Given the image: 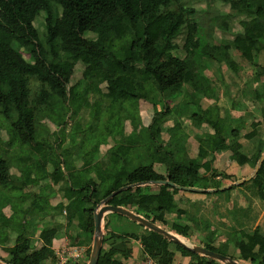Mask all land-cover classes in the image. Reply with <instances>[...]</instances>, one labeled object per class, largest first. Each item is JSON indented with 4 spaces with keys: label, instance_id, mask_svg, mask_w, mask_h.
<instances>
[{
    "label": "trees",
    "instance_id": "trees-1",
    "mask_svg": "<svg viewBox=\"0 0 264 264\" xmlns=\"http://www.w3.org/2000/svg\"><path fill=\"white\" fill-rule=\"evenodd\" d=\"M212 1L217 14L198 13L190 0H0V212L13 214L7 227L0 225V252L7 256L0 260L7 264H58L52 246L62 237L63 227L47 225L45 219L54 217L56 223L65 220L73 229L72 235L66 234L71 245H90L96 205L115 190L131 185L108 204L164 228L168 216L174 214L176 222L170 232L188 238L187 228L180 223L189 220L195 233L203 237L197 245L242 264H264V240L257 244L252 232L233 227L231 241L237 256L228 255L213 245L210 223L188 214L175 200L186 190L152 185L169 181L188 189L208 190L236 180L216 171L211 162H204L201 150L195 159L183 152L174 155L162 151L158 111L148 128L135 132L140 109L160 105L167 118L177 116L182 131L183 122L202 119L217 135L216 141L212 143L210 135L207 142L212 147L228 142L239 166L254 169L264 154L262 121L242 135L240 128L225 124L218 113L203 112L192 101V95H213L210 79L224 76L213 64L209 54L213 50L227 61L231 74L251 71L244 90H250L253 82L252 102H264V0ZM207 15L206 21L203 18ZM241 22H249L250 27H241ZM222 25H226L228 39L219 34ZM208 31L214 33V39L208 38ZM44 33L49 58L44 56ZM22 44L28 48L22 49ZM65 63L82 66L80 79H73L74 69L64 67ZM8 78L15 85L5 94L1 81ZM32 81L37 84L35 91ZM9 104L16 116L10 113ZM60 105L67 106L76 119H67ZM244 119L238 121L242 129ZM127 125L131 133L123 136ZM81 127L88 133L81 135V144L87 141L89 145L71 149L69 146L78 141L73 132ZM240 136L258 138L251 157L242 153ZM47 140L53 144L51 149ZM124 140L152 145L153 152L163 158V170L135 146L136 163L126 168L124 158L130 147ZM111 141L113 151L100 154L102 144ZM88 152L94 155L93 162L79 165ZM112 155L116 162L111 161ZM248 182L254 183L256 195L264 200V161ZM66 192L75 199L82 219L77 218L71 204L55 202L58 193ZM131 242L139 244L145 262L150 258L156 264H174L181 256L191 258L190 264H222L119 214L104 218L97 264H129ZM89 254L90 250L67 264H87Z\"/></svg>",
    "mask_w": 264,
    "mask_h": 264
},
{
    "label": "crops",
    "instance_id": "crops-1",
    "mask_svg": "<svg viewBox=\"0 0 264 264\" xmlns=\"http://www.w3.org/2000/svg\"><path fill=\"white\" fill-rule=\"evenodd\" d=\"M240 26L248 28L250 27V24L249 22H241ZM219 34L222 39H228L226 26L222 25ZM209 38L213 39L212 36H209ZM209 54L215 60L213 64L219 67V70L221 71L220 73L224 76L210 79L213 89L215 90L213 95L205 94L202 98L192 95V101L197 105H200L203 112L213 110L215 113H218L220 118L224 120L225 124H231L233 128H240L242 135L252 132L254 129L252 125L259 121H262L260 128L264 131V102L261 104L252 102V90L254 88L253 82L250 83V90H244L247 80L251 78V71L245 69L239 75L231 74L227 68V61L220 54L213 50L210 51ZM230 55L231 58H234L232 52H230ZM199 99H201V102H198ZM161 108L160 105L155 109L143 106L138 114L140 125L135 132L139 133L140 129L144 130L148 128L151 125L154 113L158 111V140L162 151L174 155H179L183 152L188 158L195 159L201 150L205 155V159H203L204 162H211L216 171L225 173L236 181L244 179L252 173L253 169H251L249 165L239 166L233 161L232 154L234 150L228 142L217 147H212V144L207 142L208 136L212 135L213 143L216 141L217 135L213 133V130L210 129L202 119L188 120L185 123L183 122V124H185V130L182 131V129L179 128L177 116L173 115L171 118H167ZM191 112L192 108L189 109V113ZM244 117L245 119L242 123H244L245 129H242V125L238 121H241ZM257 130L258 127L256 128V131ZM130 133V126H124L123 136L126 134L130 135ZM136 141L138 140L136 139ZM123 143L130 147L127 156L124 158L126 168H129L136 163L137 149L139 153L147 154L149 158L158 163V170H163V158L160 154L156 155L153 152L152 145L144 142L130 144L126 143L125 140ZM239 143L242 145V153L251 157L256 150L258 138L253 137L246 140L240 136ZM132 146H135L136 149ZM114 147L115 144L112 141L110 144H108V142L106 145L102 144L100 154H103L106 150H110L111 152ZM86 156L80 161L79 165L81 163L93 162L94 155L91 154L89 161L86 160ZM111 161L116 162V156L112 155ZM97 173L98 172H96V174ZM195 190H197L194 191L195 193H190L189 191L191 190L180 191L175 196V200L180 206H182V208H187L188 214L194 215L198 220H207L210 223V236L213 245L219 250L227 252L228 255L237 256V250L232 247L231 241L233 227L237 229L243 227L252 232L254 234V241L257 244H260L264 240V200L256 195L257 189L253 182H245L236 186L234 189L218 193L209 192V195L202 194V192H207L206 190ZM56 196L57 200L55 202L64 201L65 203L67 202L68 204H71L73 210L76 212L77 218L82 219V215L77 208L75 199L72 198L70 192H66L64 195L58 193ZM1 214L2 220H0V222L2 221L3 227H7L9 225V217L13 216V214L11 215L9 210H3ZM55 220L54 217L50 216L45 219L47 225L54 226L58 224L63 227L62 237L60 239H55L52 247L61 244L71 245L66 234H73L72 227H67L65 220L63 222L58 220L59 223H56ZM173 222H176L174 214L168 216L166 227L161 228L170 232L169 229ZM180 224L187 228L189 234L188 238H184L172 232L170 233L183 238L187 244L191 245L197 244L196 242L203 238L198 233H195L191 221L184 220L181 221ZM38 232L39 230L34 237H37ZM91 245L92 242L90 245L82 246L86 249V253L90 250ZM129 248V264H132V262L133 264H145V259L142 255L139 244L137 242H131ZM0 257L6 258L7 256L3 252H0ZM191 260L192 259L189 257L177 256L174 264H190Z\"/></svg>",
    "mask_w": 264,
    "mask_h": 264
},
{
    "label": "water",
    "instance_id": "water-1",
    "mask_svg": "<svg viewBox=\"0 0 264 264\" xmlns=\"http://www.w3.org/2000/svg\"><path fill=\"white\" fill-rule=\"evenodd\" d=\"M263 161H264V154L261 155V157L259 158V160L255 164L252 173L249 176H247L246 178L237 180L234 183H231V184L219 187V188L210 189V190H206V191L210 192V193H218V192L229 190L234 186H239L245 182L250 181L257 174V172H258L260 166L262 165ZM152 185H166V186L174 187V188L179 189V190L197 191L195 189H188V188L176 186L172 182H169V181H155L152 183ZM131 187L132 186L129 185V186H124L122 188L115 190L114 192L109 194L105 199H103L99 204L96 205L94 213H93L92 245L90 248V254H89V259H88L87 264H97L98 263L100 252H101V247H102V239H103V235H104V232H103L104 231V218L109 214L122 215V216L128 218L129 220L134 221V222L142 225L144 228L148 229L149 231L160 234V235L164 236L165 238L173 241L176 244L181 245L182 247L190 250L191 252H193L199 256H203V257L218 261L222 264H240L238 261H235L228 256L207 250L206 248H203L202 246L183 243L172 233H170V232L164 230L163 228L159 227L158 225L144 219L143 217L138 216V215L128 211L125 208L115 207V206H111L108 204V202L115 195H117L121 191H124L128 188H131ZM0 264H7V263L0 261Z\"/></svg>",
    "mask_w": 264,
    "mask_h": 264
},
{
    "label": "rangeland",
    "instance_id": "rangeland-1",
    "mask_svg": "<svg viewBox=\"0 0 264 264\" xmlns=\"http://www.w3.org/2000/svg\"><path fill=\"white\" fill-rule=\"evenodd\" d=\"M190 2H192V4H194V7H195V9L197 10V12L198 13H201V12H203V11H207V12H210V14H217L218 13V9H217V7L214 5V3H213V1L212 0H190ZM201 16V15H200ZM204 20H206L207 21V19H208V15L207 16H205L204 18H203ZM36 26H38L39 28L41 27V25H40V22H38V23H36ZM224 26H226V25H224ZM211 27H209V29H210ZM210 34V35H209ZM214 33H210L209 31H208V33H207V36H208V38H209V36L211 37L212 36V38L214 39V35H213ZM47 39H48V37L46 36V34L44 33L43 34V37H42V46H43V50H44V56L46 57V58H49V49H48V45H47ZM175 43H179V39H176L175 40ZM23 45V44H22ZM26 49V48H28V45H26V44H24L23 45V47H22V49ZM217 55V54H216ZM23 57L24 58H28V55L25 53V52H23ZM64 67H67V68H70V69H74V80H78V79H80V77L82 76V66L80 65V64H77L75 67L74 66H72L71 64H69V63H65L64 64ZM83 76H85L86 77V74H84L83 73ZM1 83H2V85H3V91H4V93L5 94H7L9 91H10V88H12L14 85H15V83H14V81H13V79H11V78H8L7 80H4L3 82L1 81ZM36 83L34 82V81H32L31 82V89L33 90V91H35V88H36ZM198 102H201V99H199L198 100ZM32 108V106L30 105L29 106V110ZM59 108H60V110L62 111V113H65L67 116H68V118L67 119H69L70 121H73V120H75L76 119V116H74L73 115V112H71V110L67 107V106H63V105H60L59 106ZM9 110H10V113L11 114H14L15 116L17 115L16 114V112H15V110H14V107H13V105L12 104H9ZM42 117L43 116H40V117H38V121H41V119H42ZM85 118L87 119L88 117L87 116H85ZM68 121V120H67ZM100 125V124H99ZM52 130H55L54 128H52ZM89 130V129H88ZM83 131H86V130H83L82 129V127L81 128H77V130H74V132H73V138L74 139H76V138H78V141L77 142H73V144L72 145H70L69 147L71 148V149H78V147L79 146H81L82 144H81V135L82 134H86V133H84ZM146 132V131H145ZM88 134V133H87ZM147 135V134H146ZM87 137V136H86ZM2 141H3V137H2V126H1V123H0V146H2ZM84 145H85V147H86V145H89V144H87V141H86V143L85 144H83L80 148L82 149L83 147H84ZM46 146H48V148L49 149H51L52 147H53V144H52V142L50 141V140H47V143H46ZM90 146H92V144H90ZM114 149V148H113ZM113 149L111 150V151H113ZM90 156H91V152H88V154H87V156H86V160L87 161H89V159H90ZM2 212H0V220H2V214H1ZM0 224H1V226H2V221L0 222ZM104 232V231H103ZM182 242H184V243H187L185 240H183V239H181V238H179ZM192 245H197V244H192ZM140 258V257H139ZM0 261H2V260H0ZM140 262V261H139ZM141 263V262H140ZM240 263V262H239ZM132 264H133V262H132ZM240 264H242V263H240Z\"/></svg>",
    "mask_w": 264,
    "mask_h": 264
},
{
    "label": "built area",
    "instance_id": "built-area-1",
    "mask_svg": "<svg viewBox=\"0 0 264 264\" xmlns=\"http://www.w3.org/2000/svg\"><path fill=\"white\" fill-rule=\"evenodd\" d=\"M57 258L58 264H67L68 260H80L85 254L86 249L84 247L71 246L68 244H61L52 248ZM145 264H156L150 258L146 259Z\"/></svg>",
    "mask_w": 264,
    "mask_h": 264
},
{
    "label": "bare ground",
    "instance_id": "bare-ground-1",
    "mask_svg": "<svg viewBox=\"0 0 264 264\" xmlns=\"http://www.w3.org/2000/svg\"><path fill=\"white\" fill-rule=\"evenodd\" d=\"M179 239V238H178ZM180 240V239H179ZM181 241V240H180ZM182 242V241H181ZM184 243V242H183ZM187 244V243H186Z\"/></svg>",
    "mask_w": 264,
    "mask_h": 264
}]
</instances>
